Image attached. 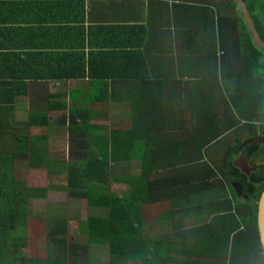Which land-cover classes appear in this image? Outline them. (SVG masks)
I'll list each match as a JSON object with an SVG mask.
<instances>
[{
	"label": "trees",
	"instance_id": "trees-1",
	"mask_svg": "<svg viewBox=\"0 0 264 264\" xmlns=\"http://www.w3.org/2000/svg\"><path fill=\"white\" fill-rule=\"evenodd\" d=\"M240 1L264 43V28L252 13L253 0ZM231 7L230 14H212L199 24L204 47L188 38L180 57H169L173 65L166 61V70L159 58L122 49L114 55L98 50L101 57L88 61L98 71L86 73L84 58L73 53L66 58L69 72L46 75L88 77L102 89L115 79L119 87L111 92L118 91L131 103L129 124L89 122L92 112L102 116L103 107H71L68 194L106 213L87 214L79 221L87 241L78 243L67 234L64 206L52 207L47 213L46 257H28L19 264H90L88 243L102 240L114 258L138 259L140 264H172L176 255L178 264H264L257 228V201L264 188V169L257 167L264 166V146L251 145L258 131L253 121L264 114V47L255 40L239 1L232 0ZM29 122L47 125L46 111H32ZM246 144L247 157L256 167L249 174L232 163ZM28 158L32 165L45 166L50 176L64 170L41 146ZM131 159L140 161L139 174L113 173ZM109 182L128 189L109 191ZM46 194V187L28 190L29 196ZM6 198L9 202L0 210V264H14L5 260L4 248H9V240L11 250L19 251L23 241L16 240L24 238L27 219L17 213L12 189ZM160 202H167L168 208L155 222L159 228L168 222L170 228L150 226L147 232L142 207Z\"/></svg>",
	"mask_w": 264,
	"mask_h": 264
},
{
	"label": "crops",
	"instance_id": "crops-1",
	"mask_svg": "<svg viewBox=\"0 0 264 264\" xmlns=\"http://www.w3.org/2000/svg\"><path fill=\"white\" fill-rule=\"evenodd\" d=\"M231 2L0 0V210L9 202L6 195L11 193L12 185L16 184L23 169L47 172L45 166L29 163L28 156L33 148L38 152L41 146L49 160L57 161V153L60 152L51 145L64 139L66 147L63 153L68 156V124L72 106L103 107L102 116L92 112L94 117L88 121L106 124L105 121H114L112 112L119 106L131 104L128 98L123 95L121 98L118 91L111 92L119 87L114 83L115 79L109 80L110 87L102 89L91 85L92 80L88 77L61 79L46 75L69 72L66 58L73 53L84 58L86 73L98 71L94 63L88 66L89 60L94 59L95 62L103 50L114 55L122 49L140 52L149 59L159 58L166 70V61L170 62L169 57H180L178 52L187 44L188 38L194 37L193 42L198 47L203 45L205 37L201 27L198 28L199 24L208 21L212 14H230ZM235 13L239 15L240 11ZM221 53L218 49V60ZM196 72L200 74L198 67ZM133 81L127 80V83ZM125 87L131 86L126 84ZM32 111H46L48 124H30L29 113ZM253 122L258 130L256 135L264 133L261 129V126L264 128V114ZM61 165L66 167L65 163ZM58 174L52 173V177L49 174V178ZM45 197L32 195L35 199ZM177 259L178 255L172 264L180 263ZM121 261V264H140V260L133 258Z\"/></svg>",
	"mask_w": 264,
	"mask_h": 264
},
{
	"label": "rangeland",
	"instance_id": "rangeland-1",
	"mask_svg": "<svg viewBox=\"0 0 264 264\" xmlns=\"http://www.w3.org/2000/svg\"><path fill=\"white\" fill-rule=\"evenodd\" d=\"M254 7L252 6V13L257 16L259 22H261L264 28V0H253ZM235 11H238V7L234 4ZM264 38V30L261 32ZM264 73V70H262ZM115 112H112L111 118L114 121L125 122L129 119L128 106H119ZM115 107L112 108L114 110ZM106 124H110V121H105ZM125 125L129 124L125 122ZM114 126V125H113ZM64 140V139H63ZM57 142L56 145H51V148H55L57 151V161L65 163L64 171L57 172L58 175H62L59 178H49L48 172L42 170L41 172H34L29 169H23L22 175H18L16 184L12 185V193L15 199V207L17 213L24 215L27 219L25 234L23 239H17L16 241H23V244L19 245V251H12L11 243L7 242V247L4 248V258L9 263L14 264L23 263L28 257H40L44 258L47 255V229L48 223L50 225V219L47 216L49 210L52 207L64 206L67 214V234L69 237H73V240L78 243H85L86 236L78 229L79 221L87 216V214H104L106 209L89 206L86 204L85 199H78L77 197L70 196L68 194V184L66 177L69 172V163L67 154L63 153L65 150V141ZM140 161L131 159L118 165L113 170L114 174H139L140 173ZM47 188V195L45 198L35 199L28 195V189L30 188ZM109 191L125 192L127 186L123 183L109 182L107 183ZM168 208L167 202L152 203L143 205V220L145 221L144 229L148 232L149 227H158L155 220L160 213ZM166 228L161 227L158 231L168 230L170 223L165 222ZM155 228V229H156ZM1 229V227H0ZM157 233V232H155ZM0 243L2 240L0 238ZM89 244V263L90 264H121L120 259H116L111 256L109 243L106 240L95 241ZM3 258V257H2ZM124 263V262H123Z\"/></svg>",
	"mask_w": 264,
	"mask_h": 264
},
{
	"label": "water",
	"instance_id": "water-1",
	"mask_svg": "<svg viewBox=\"0 0 264 264\" xmlns=\"http://www.w3.org/2000/svg\"><path fill=\"white\" fill-rule=\"evenodd\" d=\"M238 1H239L248 21L250 23V19L248 18V15H247V12L245 10L244 5L242 4V2L240 0H238ZM250 26L252 28L251 23H250ZM252 30H253V28H252ZM253 36H254L255 40L264 47V43L258 38V35L254 32V30H253ZM254 143H263L264 144V133H260L257 136V138L255 140H253L252 144H254ZM247 147H248V145L245 146V148H243L241 150L239 155L237 157H235L232 161L233 165L238 167L240 169V171L244 172L245 174H249L252 170L256 169L255 165H249V163H248V158L245 154ZM257 228H258L260 243H261L262 250L264 253V188L261 191L259 199L257 201Z\"/></svg>",
	"mask_w": 264,
	"mask_h": 264
},
{
	"label": "flooded vegetation",
	"instance_id": "flooded-vegetation-1",
	"mask_svg": "<svg viewBox=\"0 0 264 264\" xmlns=\"http://www.w3.org/2000/svg\"><path fill=\"white\" fill-rule=\"evenodd\" d=\"M256 138H257V137H256ZM256 138H255V139H256ZM255 139H254V140H255ZM252 142H253V141H252ZM252 142H251V145H252ZM254 144H255V143H254ZM259 144H261V145L264 146L263 143H259ZM247 145H248V147L250 146V144H246V146H247ZM245 154H246V156H247V153H246V152H245ZM238 155H239V154H238ZM238 155H237V156H238ZM237 156H236V157H237ZM247 158H248V157H247ZM248 163H249V165H253V164L251 163V161H250V158H248ZM260 168H263V169H264V166H263V167H257V169H260ZM252 171H254V170H252ZM252 171H251V172H252ZM251 172H250V173H251Z\"/></svg>",
	"mask_w": 264,
	"mask_h": 264
},
{
	"label": "clouds",
	"instance_id": "clouds-1",
	"mask_svg": "<svg viewBox=\"0 0 264 264\" xmlns=\"http://www.w3.org/2000/svg\"><path fill=\"white\" fill-rule=\"evenodd\" d=\"M259 134H260V133H259ZM259 134H258V135H259ZM258 135H256V136H258Z\"/></svg>",
	"mask_w": 264,
	"mask_h": 264
}]
</instances>
